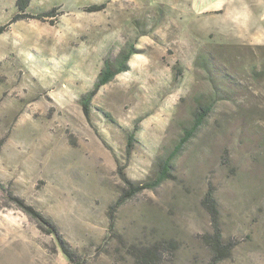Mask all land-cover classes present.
I'll return each instance as SVG.
<instances>
[{
	"label": "rangeland",
	"instance_id": "rangeland-1",
	"mask_svg": "<svg viewBox=\"0 0 264 264\" xmlns=\"http://www.w3.org/2000/svg\"><path fill=\"white\" fill-rule=\"evenodd\" d=\"M16 1L0 0V264L68 263L12 196L81 264H137L162 239L173 247L157 264H207L210 186L233 243L216 264H264V0L244 20L192 0H30L25 12H54L11 21ZM123 48L128 69L98 89L88 118L80 97ZM173 152V179L115 205L123 175L151 181Z\"/></svg>",
	"mask_w": 264,
	"mask_h": 264
},
{
	"label": "trees",
	"instance_id": "trees-1",
	"mask_svg": "<svg viewBox=\"0 0 264 264\" xmlns=\"http://www.w3.org/2000/svg\"><path fill=\"white\" fill-rule=\"evenodd\" d=\"M30 0H17L16 7L20 11L15 13L12 17L11 21H16L21 18H32L37 20H45V17H48L51 13L54 12V9L48 12H41L37 14H29L25 12L28 7ZM104 7V4L92 5L88 7L90 10H100ZM6 29V24L0 25V34L3 33ZM133 55V51L130 48H123L114 58H106L103 60L102 66L97 74V77L93 83L92 89L87 92L85 95L80 97V102L82 105L83 112L85 116L89 118L90 115V101L98 89L107 83H109L117 74L124 72L128 69V61L130 57ZM210 111V106H205L204 108H199V111L196 113L195 125L200 124L207 113ZM190 133L184 134V137L180 140V143L176 147L178 150L179 146L187 140ZM132 136H129L127 141V152L129 153L130 147H132ZM175 152L171 153L164 160H160L158 162V170L155 178L151 181H146L142 183H131L126 177L123 175V179L127 183V191L124 195L119 197V200L115 202V205H118L120 202L124 201L127 198L132 197L136 193L141 192L144 189H153L160 183L173 179L174 176L170 171V160L174 157ZM15 204L28 216L30 217L37 225V227L47 233L53 234L61 248L62 253L68 260L66 264H81L74 256V253L67 247L65 241L61 238L56 225L43 213L38 211L32 205H29L24 202L23 199L12 196ZM202 205L205 208L211 225V232L204 233L201 235L203 242L207 245L210 251V259L207 264H216L222 259L229 256L230 251L233 247V243L230 241H223L221 235V229L219 225V217H218V208L216 204V200L213 194V188L210 186L208 190L205 192L202 198ZM114 205V206H115ZM115 207H111L113 210ZM113 223L110 219L109 227L112 228ZM173 247L172 240H157L153 244L143 249H139L135 252V258L137 259V264H157L159 262L160 255L162 254V250H166L168 248Z\"/></svg>",
	"mask_w": 264,
	"mask_h": 264
},
{
	"label": "crops",
	"instance_id": "crops-1",
	"mask_svg": "<svg viewBox=\"0 0 264 264\" xmlns=\"http://www.w3.org/2000/svg\"><path fill=\"white\" fill-rule=\"evenodd\" d=\"M192 2L199 7L200 12L221 11L225 14V19L244 20L249 12L248 6H252L254 0H192ZM256 2L263 3L262 0ZM244 31L245 29L240 34L243 35Z\"/></svg>",
	"mask_w": 264,
	"mask_h": 264
}]
</instances>
